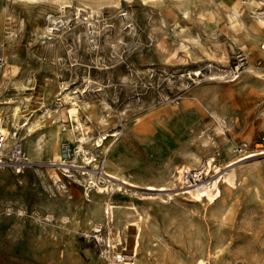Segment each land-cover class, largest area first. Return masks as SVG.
<instances>
[{
	"label": "rangeland",
	"instance_id": "1",
	"mask_svg": "<svg viewBox=\"0 0 264 264\" xmlns=\"http://www.w3.org/2000/svg\"><path fill=\"white\" fill-rule=\"evenodd\" d=\"M235 2L0 0V119L34 122L7 127L0 264H264V27ZM192 155L217 168L181 182Z\"/></svg>",
	"mask_w": 264,
	"mask_h": 264
},
{
	"label": "bare ground",
	"instance_id": "2",
	"mask_svg": "<svg viewBox=\"0 0 264 264\" xmlns=\"http://www.w3.org/2000/svg\"><path fill=\"white\" fill-rule=\"evenodd\" d=\"M31 1V0H29ZM55 1V0H54ZM226 6V5H225ZM227 9H228V12H229V16L230 18L233 20V23L234 24H237L238 26L240 27H243L244 28V32H245V36L247 37H252L253 39H258L259 38V29L264 27V20H261V19H258V18H254V21H253V24L251 25H246L243 21V19L241 18L240 16V9H241V5H240V2L236 0V2L234 3L233 6H226ZM248 24V23H247ZM242 29V28H241ZM237 30V29H236ZM243 30V29H242ZM262 34V33H261ZM262 36V35H261ZM1 38V37H0ZM264 39V38H262ZM252 40V39H251ZM260 40V39H259ZM255 41V40H252L251 43ZM258 41V40H257ZM246 43V42H245ZM248 45V44H247ZM254 46V45H253ZM261 54H264V53H261ZM250 68L251 67H246V71L245 72H250ZM253 71V70H252ZM244 72V73H245ZM251 74V73H250ZM249 74V75H250ZM247 75V74H246ZM243 76V77H246ZM254 75V74H253ZM255 77V76H254ZM230 80V79H229ZM66 101V100H65ZM71 102V101H70ZM70 107L72 108V112L70 113L71 114V120H73L75 122V125H72V129L70 131H74L75 129H79V128H82V123L81 122H78L76 121V117L74 116V112H73V109L76 107V104L75 102L71 103ZM212 115V114H211ZM6 119V118H5ZM27 119V118H26ZM24 116L20 113L19 111V108L17 106L13 107L11 109V112L10 114L7 116V119H6V123L4 125V120L2 121V119H0V134L4 136V143L2 145V149H1V153H3V150L5 148H7L9 146V144L12 142V138L10 137V133H9V130H8V126H17L19 128H24L23 131H27V132H30L33 127H34V122L30 121L31 123H27V122H24ZM7 125V126H6ZM37 125V124H36ZM70 129V128H69ZM22 131V132H23ZM79 131H82V130H79ZM84 131V130H83ZM77 132V131H76ZM26 133V132H25ZM78 138V136H77ZM81 139L83 140V138L81 137ZM31 140V139H30ZM101 140V139H100ZM60 142V141H59ZM81 142V141H80ZM79 142V143H80ZM85 142V141H83ZM32 145V144H31ZM56 145V144H55ZM69 145V144H67ZM78 147V146H77ZM28 148V147H27ZM49 148V147H48ZM64 149V153H66L68 150H69V146H63L62 147ZM79 148V147H78ZM81 149V148H80ZM31 151V150H30ZM53 153H60V146H55L53 148ZM85 153V151H84ZM83 153V154H84ZM261 153H264V151H262ZM55 156V155H54ZM248 156H251V155H248ZM59 159V158H58ZM0 163H2L1 159H0ZM198 164H200L199 162V158L195 155H192L190 158H189V167H192V170H195V172H198L199 169L203 166H204V170L206 168H214L216 169L217 168V165H213V162H208L207 164H203L200 166H197ZM217 171V170H216ZM200 172V171H199ZM119 176V175H118ZM227 176H224V178H226ZM98 190V189H97ZM100 190V188H99ZM98 190V191H99ZM106 190V189H105ZM108 191V190H107ZM103 192V191H101ZM191 196H193L194 198L198 199L199 201L203 200V198L205 197L206 200L208 201H214L216 198L220 197L221 196V190L219 188V185H218V180H213V181H209L208 183H205V184H198L197 187L193 188V189H190L187 191ZM100 193V192H99ZM104 193V192H103ZM205 200V201H206ZM108 203V202H107ZM112 208V206L110 205H107V210L105 208V212H109V210ZM111 211V210H110ZM111 214V213H110ZM109 215V214H108ZM111 216V215H110ZM116 237L118 238V235H116ZM136 243V242H135ZM134 248V247H133ZM136 249L135 248V251L133 250V252L135 253L136 252ZM133 258L135 257V254L132 255ZM209 257H207V263L209 264V261H208ZM122 264H135V263H129V262H123ZM197 264H204V260L203 258H199V262Z\"/></svg>",
	"mask_w": 264,
	"mask_h": 264
},
{
	"label": "built area",
	"instance_id": "3",
	"mask_svg": "<svg viewBox=\"0 0 264 264\" xmlns=\"http://www.w3.org/2000/svg\"><path fill=\"white\" fill-rule=\"evenodd\" d=\"M4 136L0 134V159H1V149L2 145L4 143ZM9 154L14 162L17 163H23L25 160V155L21 149V146L18 143H15L12 145ZM201 173L195 172V170H192L191 168L187 166H181L177 172L178 180L182 181H189L191 179H197ZM117 261H123V258L121 255H118L116 258Z\"/></svg>",
	"mask_w": 264,
	"mask_h": 264
}]
</instances>
